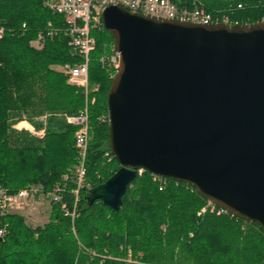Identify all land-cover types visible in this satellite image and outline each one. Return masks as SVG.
Segmentation results:
<instances>
[{"label":"trees","instance_id":"trees-1","mask_svg":"<svg viewBox=\"0 0 264 264\" xmlns=\"http://www.w3.org/2000/svg\"><path fill=\"white\" fill-rule=\"evenodd\" d=\"M229 24L264 21V0H173ZM62 15L43 0H0V190L62 188L73 209V175L80 158L76 126L50 118L42 139L11 128V118L87 111L88 144L81 188L70 218L52 204L49 222L30 228L20 215L0 211V264H264V230L216 207L190 185L142 170L127 187L118 210L86 197L120 165L108 145L106 94L115 74L100 58L113 42L102 25L91 29L87 94L70 85L54 65L76 64ZM37 40L42 48L31 43ZM39 128L40 124L36 123ZM219 210L220 212H216Z\"/></svg>","mask_w":264,"mask_h":264},{"label":"water","instance_id":"water-1","mask_svg":"<svg viewBox=\"0 0 264 264\" xmlns=\"http://www.w3.org/2000/svg\"><path fill=\"white\" fill-rule=\"evenodd\" d=\"M100 19L119 57L106 105L120 168L87 204L118 210L145 170L264 230V21L202 24L115 4Z\"/></svg>","mask_w":264,"mask_h":264},{"label":"built area","instance_id":"built-area-1","mask_svg":"<svg viewBox=\"0 0 264 264\" xmlns=\"http://www.w3.org/2000/svg\"><path fill=\"white\" fill-rule=\"evenodd\" d=\"M44 5L52 12L63 16L67 25L66 34L68 44L75 51L81 61L76 64L62 65V73L66 76L68 84L81 88L85 94L88 92V63L90 53L95 47V40L91 36V29L101 24L100 14L102 10L110 4L119 5L133 13H143L155 17L166 19H176L180 21H191L202 24L215 22L228 23L226 19L214 20L210 14L197 9L180 7L173 0H43ZM229 24V23H228ZM102 64L112 67L115 73L119 66V57L116 52L100 58ZM67 123L77 127L74 133V146L78 150L79 164L75 168L73 180L75 188L73 209H68L62 201V188L59 185L44 193L40 186H29L22 188L15 193H6L0 190V211L8 212L10 206L23 200H29L38 194H45L50 201L59 202L60 209L64 215L73 218L78 201V194L81 188H86L84 159L88 144V120L86 109L77 115L67 117ZM142 170H139L140 173ZM3 230L0 229V237Z\"/></svg>","mask_w":264,"mask_h":264},{"label":"rangeland","instance_id":"rangeland-1","mask_svg":"<svg viewBox=\"0 0 264 264\" xmlns=\"http://www.w3.org/2000/svg\"><path fill=\"white\" fill-rule=\"evenodd\" d=\"M31 45L36 49L42 48V43L34 40ZM53 69L62 72V65H54ZM88 82V92L90 90H97V86H93L92 88L89 86ZM71 115H65L62 113H56L55 115H37L28 118L27 116H23L21 119H17L16 117L11 118V128L18 132H26L30 136L36 137L38 139H42L46 134V126L49 124L50 118H57L65 123H67V117ZM36 123L40 124V127H36ZM208 209L210 212L216 210V206L211 203H207V206L204 207L201 211H205ZM52 204L50 203L49 198L45 194H38L33 199H27L26 201H20L17 204L10 206L8 209L9 214L20 215L24 219V223L30 227H40L49 222L51 217ZM216 212H220L217 210Z\"/></svg>","mask_w":264,"mask_h":264},{"label":"bare ground","instance_id":"bare-ground-1","mask_svg":"<svg viewBox=\"0 0 264 264\" xmlns=\"http://www.w3.org/2000/svg\"><path fill=\"white\" fill-rule=\"evenodd\" d=\"M1 229V228H0ZM3 230V229H2Z\"/></svg>","mask_w":264,"mask_h":264}]
</instances>
